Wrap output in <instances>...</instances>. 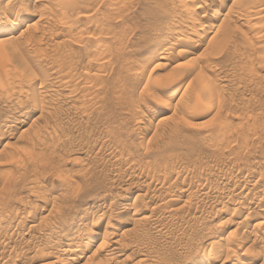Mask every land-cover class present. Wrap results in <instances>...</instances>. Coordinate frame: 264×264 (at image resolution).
Wrapping results in <instances>:
<instances>
[{"label": "rangeland", "instance_id": "obj_1", "mask_svg": "<svg viewBox=\"0 0 264 264\" xmlns=\"http://www.w3.org/2000/svg\"><path fill=\"white\" fill-rule=\"evenodd\" d=\"M12 1L0 0V264H63L82 247L77 264H264V0H239L246 21L195 8L214 24L193 55L202 70L177 65L184 45L163 54L192 30L182 0ZM92 33L121 50L102 58ZM69 70L81 79L65 84ZM134 202L148 220L119 212ZM112 239L127 246L118 256Z\"/></svg>", "mask_w": 264, "mask_h": 264}, {"label": "bare ground", "instance_id": "obj_2", "mask_svg": "<svg viewBox=\"0 0 264 264\" xmlns=\"http://www.w3.org/2000/svg\"><path fill=\"white\" fill-rule=\"evenodd\" d=\"M10 1H12V0H10ZM53 1H54V2H55L60 8H63L65 11L71 10V12H73L72 10L74 9V6H75V0H70V1H67V0H53ZM93 1H94V0H93ZM171 1H172V0H171ZM229 1H230V0H215V1H214V0H203V1H200V2H201V5H200V4H197V3L195 4V3H193V2H187V1H185V0H182V2L180 1V2L182 3V5H180V6L183 7V12H184V15H183V16H184V17H183L184 20H183V19H182V20H183L184 23L186 24V25H184V26H187V24H188V25H191V26H189V27H190V29H192V30H189V32H188V33H190L189 35H187V34H180V36L176 37L175 40H173V43H171L170 45L168 44L169 47L167 46V48L165 49V51L163 52V54L166 53V51H167L169 48H170V49H171V47L173 48L174 45H177V44H178L179 47L182 46V45H184V46L180 47V49L178 48V49H179V50H178V54H179V55H178V58H183V59H182L181 61H179V62L177 63V65H178L179 67H186V65H188L190 68L197 69L196 65L198 66L199 64H197V63H198L197 61H196L197 63H196L195 61L192 63V61L196 59V58L193 59V57H195V56H193V55L195 54L196 49H198V47H200L201 42L204 41V38L207 37L206 34L212 32L210 28H211L212 26H214V24H213V22L211 21V18H210L209 16H206V14H203V15L201 14V15H200L199 19L202 18V19H203L202 21H195V18H194V16H193V14H194V10H195V8H196V9H199V10H203V9H204L203 7H205L208 3L211 2V11H212V14H211V15H212L213 18H216L219 14L223 13V11L226 10V11L224 12V13H225L224 15L227 16L228 18H229V16H230V17L232 16V18H235V17H236V19H237V18H238V19H241V18L243 17V14H245V13H244V12H243V14L241 13V10H240V7H241V6H240L239 4H243V3L239 2V0H231V2L228 4ZM261 1H262V0L259 1V2H260L259 6L261 5V7H262L263 5H262ZM7 2H8V3H6V4L4 5L5 8H8L10 5L12 6V4H10L9 1H7ZM12 2H13V5H14V4H15V1H12ZM175 2H176V1H174V3H175ZM177 2H178V1H177ZM259 2H257V3H259ZM172 3H173V2H172ZM174 3H173V4H174ZM238 3H239V4H238ZM176 4H177V3H176ZM26 5H27V4H26ZM14 6H15V5H14ZM14 6H13V7H14ZM23 6H24V5H23ZM27 6H28V5H27ZM27 6H25V7H21L20 10H19V13H18V14H20V15H21V14H24V12L27 10V9H26ZM255 7H256V5H255ZM255 7H254V8H255ZM248 8H249V7H248ZM252 8H253V7H252ZM262 8H263V7H262ZM262 8L259 7V8H257V9H258V11H261V10L264 11V9H262ZM3 9H4V8H3ZM49 9H50V8H49ZM15 10H17V9L15 8ZM238 10L240 11V13H239ZM252 10H253V9H252ZM12 11H13V9H11V13H12ZM258 11H257V12H258ZM4 12H5V11H4ZM16 12H17V11H16ZM252 12H253V11H252ZM257 12H253V13H254V14H255V13L257 14ZM7 13H8V12H7ZM13 13H14V12H13ZM246 13H247V12H246ZM253 13H252V15H253ZM16 14H17V13H16ZM82 14H83V13H82ZM239 14H242V15H240L241 18L239 17ZM250 14H251V13H250ZM250 14H248L247 16H249ZM256 14H255V15H256ZM11 15H12V14H11ZM252 15H250V17H252ZM7 16H8V15H7ZM66 16H67V15H66ZM66 16H65V17H66ZM71 16H72V15H71ZM84 16H85V15H84ZM104 16H105V15H104ZM244 16H245V15H244ZM247 16H245L246 19L248 18ZM8 17H9V16H8ZM30 17L33 18L34 15H31ZM30 17H29V18H30ZM62 17H63V16H62ZM62 17H61V18H62ZM65 17H63V18H65ZM227 17H226V18H227ZM40 18H43V17H40ZM46 18H47V17H46ZM48 18H49V17H48ZM59 19H60V18H59ZM95 19H97V18H95ZM98 19H99V18H98ZM110 19H111V17H109V16H105L104 21L101 20V24H100V26H102V27L100 28V31H99V32L103 33L104 30L107 32V29H108L109 26H110V25H109V24H110ZM238 19H237V20H238ZM60 20H61V19H60ZM62 20H63V19H62ZM67 20H68V19H67ZM242 20H245V19L242 18ZM102 21L105 23V26H106V25H108V26H107V27H104V23H102ZM183 21H182V22H183ZM203 21H204V22H205V21L207 22V24H208V28H206V29H202V26H204V25L206 24V23L204 24ZM245 21H246V20H245ZM248 21H249V20H248ZM94 22H95V21H94ZM63 23H64V22H62V26H63ZM65 23H66V24L68 23L69 27H71L72 29H74V28H73V27H74V24H73V22H71V20H68V21H66ZM97 23H100V20H98ZM66 24H65V25H66ZM98 25H99V24H98ZM4 26L6 27V22H1V23H0V27H1V28H5ZM86 26H87V25H85V27H84L85 29H86ZM88 26H89V25H88ZM69 27H68V28H69ZM191 27H192V28H191ZM209 27H210V28H209ZM88 28H89V27H88ZM88 28H87V29H88ZM87 29H86V30H87ZM181 29H182V28H181ZM181 29H180V30H181ZM184 29H185V28H184ZM83 30H84V29H83ZM83 30H81V31L83 32ZM88 30H90V29H88ZM108 30L111 31L110 29H108ZM186 30H187V28H186ZM0 31H1V30H0ZM48 31H49V33H50V32H51V33L48 34V35L46 34V35H47V36L52 35V30H48ZM67 31H70V28H69V30L67 29ZM67 31H66V32H67ZM84 31H85V30H84ZM109 31H108V32H109ZM182 31L185 32V30H182ZM190 31H191V32H190ZM199 31H201V32H199ZM6 32H7V31H6ZM6 32H5V33H6ZM56 32H57V31H56ZM56 32H53V33H54L56 36H57V33H58V36H60V33H59V32L56 33ZM70 32H71V31H70ZM70 32H68V33L70 34ZM86 32H87V31H86ZM86 32H83V34L86 33ZM108 32H107V33H108ZM178 32H179V31H178ZM184 32H183V33H184ZM7 33H8V32H7ZM45 33H48V32L43 31L42 34H41V38H42L43 34L45 35ZM62 33H63V32H61V34H62ZM68 33L65 34V35H69ZM88 33H89V32H88ZM88 33H87V34H88ZM93 33H94V32H93ZM93 33H92L93 36L91 37V38H92L91 41L95 42V43H94L95 45H96L98 42H99V45H100V43H104V45H105V46H104L105 49H101V48H100V47L103 46V45H100V46L98 45L99 48H100V50H101V51H99V52L102 53V54H100L101 57L103 56V57L105 58V54H107V56L110 55L111 52H112V50H113V48H114V49H117L116 51H120V50H121V49L119 48V44H117V42H118L119 40H118L116 43H114L115 45L113 46V45L109 44V41H107V40H109V39L105 40V37H104V39H101V38H99V37L94 36L95 33H94V34H93ZM104 33H105V32H104ZM107 33H105V34H107ZM176 33H177V32H176ZM186 33H187V31H186ZM225 33H226V32H225ZM19 34H21V33H19ZM172 34H174V33H172ZM70 35H71V34H70ZM89 35H90V34H89ZM95 35H97V34H95ZM177 35H178V34H177ZM177 35H176V36H177ZM186 35H187V36H186ZM61 36H62V35H61ZM103 36H104V34H103ZM105 36H106V35H105ZM113 36H114V35H113ZM115 36H116V35H115ZM174 36H175V35H174ZM16 37L19 38V39L21 38L22 40L24 39L23 36H22V34H21V35H18V34H17ZM16 37H15V38H16ZM65 37H66V36H65ZM107 37L110 38L111 36L109 37V35L107 34ZM44 38H46V37H44ZM82 38H84V37H82ZM82 38H81V39H79V38H78V39L75 38V39L80 40V43H81V42H83ZM7 39H8V38H7ZM7 39H6V41H5L6 43L9 42V40H10V39H8V40H7ZM13 39H14V38H13ZM13 39H11V40H13ZM35 39H36L35 37H34V39L32 38V42H33V40H35ZM100 39H101V40H100ZM113 39H115V38L113 37ZM113 39H112V41H113ZM173 39H174V38H173ZM3 40H4V39H3ZM11 40H10L9 44L12 43ZM15 40H16V39H15ZM17 40H18V39H17ZM36 40H38V42H35L36 44L39 43V41H42V42H45V41H46V40L43 41L42 39H39V38H37ZM36 40H35V41H36ZM57 40H58V39H57ZM57 40H55V41H57ZM62 40H63V39H62ZM77 40H76V41H77ZM102 40H104V41H102ZM115 40H116V39H115ZM115 40H114V41H115ZM210 40H211V39H209V41H210ZM1 41H2V39H0V43H1ZM23 41H24V40H23ZM55 41H54V42H55ZM58 41H59V40H58ZM114 41H113V42H114ZM2 42H3V41H2ZM15 42H16V41H15ZM20 42H21V41H20ZM29 42H30V41H29ZM29 42H28V44H29ZM32 42H31V43H32ZM77 42H78V41H77ZM110 42H111V41H110ZM13 43H14V42H13ZM13 43H12V44H13ZM24 43H25V42H24ZM40 43H41V42H40ZM182 43H184V44H182ZM12 44H10V45H12ZM36 44H35V46H36ZM41 44H42V43H41ZM44 44H46V43H43V45H44ZM62 44H63V43H62ZM64 44H65V43H64ZM81 44H82V43H81ZM38 45H40V44H38ZM53 45H54V44H53ZM59 45H60V41L58 42V45L55 46V48H57V46H59ZM65 45H66V44H65ZM68 45H69V44H68ZM82 45H83V44H82ZM28 46H29V45H28ZM41 46H42V45H41ZM62 46H63V45H62ZM98 46H97V47H98ZM120 46H121V44H120ZM29 47H30V46H29ZM38 47H40V46H38ZM38 47H37V48H38ZM43 47H44V46H42L41 48H43ZM63 47H64V46H63ZM63 47H58V48H63ZM67 47H69V46H67ZM85 47H86V46H84V48H85ZM92 47H94V45H93ZM26 48H27V47H26ZM41 48H40V49H41ZM44 48H45V47H44ZM44 48H43V49H44ZM69 48H70L71 50L74 49L73 47H69ZM84 48H83V49H84ZM95 48H96V47H95ZM67 49H68V48H67ZM88 49H89V48H88ZM97 49H98V48H97ZM9 50H10V49L7 50V48L4 47L3 45H2V46L0 45V63H3L5 60H8V59H9V55H8V54H9ZM61 50H62V49H61ZM86 50H87V48L84 49V51H86ZM90 50L93 51V49H90ZM98 50H99V49H98ZM59 51H60V49H59ZM59 51H58V52H59ZM64 51H65V48L63 49V52H64ZM87 51H88V50H87ZM60 52H62V51H60ZM63 52H62V53H63ZM67 52H68V50H67ZM77 52H79V51H77ZM77 52H76V53H77ZM99 52H98V53H99ZM68 53H69V52H68ZM91 53H92V52H91ZM98 53H97L96 55H99ZM60 54H61V53H60ZM63 54H66V53H63ZM63 54H61V56H62ZM69 54H70V53H69ZM74 54H75V53H74ZM74 54L71 55V58H72V56H74ZM89 54H90V53H89ZM92 54L95 55V51H94V53H92ZM114 54H116V53H114ZM94 55H91L92 58H91V56H89V57H90L91 59H93V56H94ZM66 56H67V55H65V59H66ZM21 57H22V56H21ZM63 57H64V56H63ZM76 57H77V59H78V56H76ZM96 57H97V56H96ZM101 57H98V59H100ZM103 57H102V58H103ZM57 58H58V57H57ZM60 58H61V57H60ZM67 58H69V57H67ZM71 58H69V61H68V62L74 61V60H72ZM90 58H87L86 60H90V61H91ZM94 58H95V56H94ZM102 58H101V59H102ZM157 58H158L159 60H162L163 58H165V55H160V56L157 57ZM21 59H22V58H21ZM70 59H71V60H70ZM73 59H75V58H73ZM77 59H76V60H77ZM95 59L98 60L97 58H95ZM101 59L98 60V62H100ZM76 60H75L74 62H76ZM96 60H95V61H96ZM104 60H106V59H104ZM196 60H197V59H196ZM13 61H14V62L18 61V57H17V60H13ZM19 61H20V58H19ZM58 61H60V60L57 59V62H58ZM61 61H62V60H61ZM61 61H60L59 63H62L64 60H63L62 62H61ZM93 61H94V60H93ZM206 61H207V60H206ZM64 62H65V61H64ZM68 62H67V63H64V64H69ZM96 62H97V61H96ZM105 62H106V61H105ZM4 63H5V62H4ZM32 63H33V61H30V64H32ZM89 63H90V62H89ZM16 64H18V63L16 62ZM21 64H22V62H21ZM28 64H29V63H28ZM30 64L27 65V66H31ZM70 64H74V63L71 62ZM91 64H92V62H91ZM105 64H107V63H105ZM105 64H104V63H103V64L101 63V65H100V64H97V65L102 66V65H105ZM160 64H161L160 61H157V62H156V65L160 66ZM203 64H204V62H203ZM25 65H26V64H25ZM86 65H88V64H85L84 66H86ZM93 65H94V64H93ZM95 65H96V64H95ZM97 65H96V66H97ZM204 65H205V64H204ZM16 66H17V65H16ZM70 66H71V65H70ZM70 66H69V67H70ZM84 66H83V67L81 66V67L84 68ZM99 66H98L96 69L94 68L95 66H93V68H94L95 70H99ZM205 66H206V65H205ZM205 66L203 67V66L200 65V67L198 66V68H199V70H202V69L206 68ZM31 67H32V66H31ZM31 67H30V68H31ZM86 67H87V66H86ZM86 67H85V69L88 70V68H86ZM88 67H89V65H88ZM91 67H92V66H91ZM202 67H203V68H202ZM28 68H29V67H28ZM30 68H29V69H30ZM70 68H71V67H70ZM70 68H66V69L68 70V69H70ZM82 68H80V69H82ZM89 68H90V67H89ZM93 68H92V69H93ZM211 68H212V67H211ZM1 69H2V68H1ZM3 69H6V67H4ZM3 69H2V70H3ZM8 69H9V68H8ZM31 69H32V68H31ZM71 69H73V68H71ZM94 69H93V70H94ZM101 69H102V67H101ZM2 70H1V71H2ZM6 70H7V69H6ZM6 70H5V71H6ZM67 70H66V71H67ZM89 70H90V69H89ZM89 70H88V72H89ZM210 70H213V69H210ZM71 71H72V70H69L68 72L71 74ZM3 72H4V71H3ZM6 72H8V71H6ZM6 72H4L5 75H4V73L2 74V75H4L5 77H7V75H6L7 73H6ZM68 72H67V73H68ZM88 72H87V74H88ZM92 72H93V71H92ZM1 73H2V72H1ZM69 73H68V74H69ZM77 73H78V72L76 71V75H74L76 78H75L72 74H71L72 76H71L70 74H69L70 76L67 75V77H71V78H67L64 74H63V75H64L66 78H65L63 75H61V76L65 78V81H66L67 79H69V81H70V79L72 80V78H74V79H78V80H79V79H81V78H77V77H80L81 75L77 76ZM82 73L84 74L83 71H82ZM90 73H91V72H90ZM93 73H94V72H93ZM78 74H79V73H78ZM80 74H81V73H80ZM91 74H92V73H91ZM95 74H97V73H95ZM8 75H9V74H8ZM0 76H1V75H0ZM93 76H94V75H93ZM183 76H184V75H183ZM84 77H85V74H84ZM94 77H96V76H94ZM85 78L87 79V81L90 80V79H89L90 77L87 78V75H86ZM96 78H97V77H96ZM99 78H100L99 80H101V76H99ZM74 79H73V80H74ZM86 79H85V81H86ZM63 80H64V79H63ZM73 80H72V82H73ZM78 80H76V82H77ZM91 80H92V79H91ZM96 80H98V79H96ZM99 80H98V81H99ZM67 81H68V80H67ZM67 81H66L65 84H67ZM87 81H86V82H87ZM74 82H75V81H74ZM74 82H73V84H74ZM80 82H82V81L80 80ZM88 82L90 83V81H88ZM88 82H87V83H88ZM96 82H97V81H96ZM99 82H100V81H99ZM101 82H102V81H101ZM204 82H205V81H204ZM69 83H70V82H69ZM83 83H84V82H83ZM89 83H88V85H90ZM94 83H95V81H94ZM94 83L92 84V86H94V85L96 86V85H97V83H96V84H94ZM70 84H71V83H70ZM85 84H86V83H85ZM85 84H84V85H85ZM98 84H99V83H98ZM82 85H83V84H82ZM78 86L80 87V85H78ZM92 86H91L90 88H93ZM67 87L69 88L68 85H67ZM72 87H73V86H72ZM76 87H77V86H76ZM84 87L86 88L87 86L85 85ZM84 87H83V88H84ZM96 87H97V86H96ZM88 88H89V87H88ZM8 89H10V88H8ZM21 89H22V88H21ZM44 89H45V88H44ZM14 90H15V89H14ZM11 91H12V90L10 89V93H12ZM15 91H16V93H17V90H15ZM15 91H14V92H15ZM19 91H21V90H19ZM41 91L44 92V90H42V89H41ZM45 92H46V91H45ZM49 92H50V91H49ZM12 94H13V93H12ZM27 94H28V93H27ZM40 94H41V93H40ZM42 94H43V93H42ZM51 95H52V93H51ZM51 95H50V96H51ZM45 96H46V95H44V97H45ZM47 96H48V95H47ZM47 96H46V97H47ZM50 96H48V97H50ZM52 96H53V98H55L56 95L53 94ZM42 97H43V96H42ZM53 98H49V99H53ZM53 100H54V99H53ZM50 101H52V100H50ZM204 102H205V101H204ZM19 107H20V106H19ZM8 117H9V116H8ZM3 119H4V118H3ZM5 119H6V118H5ZM10 119H11V118H10ZM1 120H2V119H1ZM5 121H6V120H5ZM5 121H4V122H5ZM8 121H9V120H8ZM2 122H3V121H2ZM13 122H14V121H13ZM15 122H16V121H15ZM5 123H6V122H5ZM8 123H9V122H8ZM9 124H10V123H9ZM9 124H8V125H9ZM19 124H20V123H19ZM0 135H1V134H0ZM3 135H4V134H3ZM3 135L0 136V141L3 139V137H4ZM0 195H1V194H0ZM260 201H261V200H260ZM229 203H230L229 206H233V207L235 208V207L238 206L239 201H238V203H237V202L234 201V200H233V201L230 200ZM138 206H139V205L135 204V202H134V203H131V205H129V206H125V205L122 204V205L120 206V211H119V212H121L122 214H123V212H131V215L137 216L138 219H140V220H142V219H144V220H148V219H147L148 216H147V215H144V214H141V210H140V208H139ZM244 206H245V205H244ZM245 208H246V207H245ZM22 211H23V210H22ZM96 212H97V211H96ZM100 212H102V209H98V212H97V216H98V218H97V219H99V215L102 217V215H101ZM233 212H234V211H233ZM17 213H18V211H17ZM19 213H22V212H19ZM99 213H100V214H99ZM104 214H105V213H104ZM124 214H125V213H124ZM128 214H129V213H128ZM20 215L23 217L22 214H20ZM24 215H25V214H24ZM17 216H19V215H17ZM150 216H151V215H150ZM22 217H21V218H22ZM247 217H248V216H247ZM126 218H127V217H126ZM230 218H231V217H230ZM100 219H101V218H100ZM100 219H99V220H100ZM244 219H245V218H244ZM99 220H97V221H99ZM149 220H150V219H149ZM24 221H25V220H24ZM97 221H96V223H97ZM21 222H22V221H21ZM99 222H100V221H99ZM239 222H240V221H239ZM107 223H108V222H107ZM107 223H105V224H107ZM240 223H241V222H240ZM23 224H25V223L23 222ZM6 225H7V224H6ZM29 225L31 226L32 223L29 224ZM29 225H27V226L29 227ZM35 225L37 226V225H39V224H35ZM35 225L33 224L34 227H36ZM109 225H110V224H109ZM4 226H5V225H4ZM8 226H9V225H8ZM27 226H26V227H27ZM33 226H31L32 229H33ZM106 226H107V225H106ZM28 227H27V228H28ZM6 228H8V227H6ZM6 228H5V230H7ZM29 228H30V227H29ZM37 228H40V227H37ZM37 228H36V229H37ZM3 229H4V228H3ZM32 229L30 228V230H32ZM34 229H35V228H34ZM36 229H35V230H36ZM40 229H41V228H40ZM48 229H49V227H48ZM26 230H29V229H26ZM30 230H29V231H30ZM38 230H39V229H38ZM41 230H42V229H41ZM43 230H45V229H43ZM103 230H104V229H103ZM107 230H108V227H107ZM32 231H33V230H32ZM105 231H106V230H105ZM38 232H39V231H38ZM40 232H42V231H40ZM40 232H39V233H40ZM46 233H47V232H46ZM46 233H44V234H46ZM106 233H107V232H106ZM112 233H113V232H112ZM112 233H109V232H108L107 234H112ZM29 234H30V233H29ZM50 235H52V234H50ZM37 236H38V235H37ZM39 236H40V235H39ZM91 236H92V237H95V232H94ZM104 236H105V235H104ZM47 237H48V235H47ZM105 237H106V236H105ZM118 237H119V236H118ZM35 238H36V237H35ZM38 238H39V237H38ZM38 238H37V239H38ZM42 238H44V236H43ZM45 238H46V237H45ZM45 238H44V239H45ZM108 238H110V237H108ZM46 239H47V238H46ZM48 239H49V237H48ZM48 239H47V240H48ZM120 239H121V238H119L118 241H119ZM112 240H113V239H112ZM260 240H261V243H262V242H263L262 239H260ZM43 241H44V240H43ZM45 241H46V240H45ZM49 241H50V239H49ZM118 241L114 239V240L112 241L114 245H111V246H112L111 249H115V250L117 251V253H116L117 255H116V256H118V255L120 254L119 251H123V249H124L125 247H127V246H125V244H124V246H125V247H124L123 245H121L122 243L120 244V242H118ZM46 242L48 243V241H46ZM104 242H106V241H103L102 246L104 245ZM5 243H7V242H4V244H5ZM8 243H9V242H8ZM8 243H7V244H8ZM79 243H81V242H79ZM127 243H128V242H127ZM263 243H264V242H263ZM7 244H6V245H7ZM81 244H83V243H81ZM105 244H106V243H105ZM128 244H129V243H128ZM56 245H57V244H56ZM84 245H85V244H84ZM100 245H101V243H100ZM2 246H3V245H2ZM78 246H79V245H78ZM78 246H77V247H78ZM81 246H83V245H81ZM8 247H9V245H8ZM70 247H71V246H70ZM53 248H54V247H53ZM82 248H84V247H82ZM82 248H81V251H82V253H83L84 249L82 250ZM63 249H64V248H61L60 246H58L57 248L54 249V250H55L54 253H55V254H60V253L63 254V253L66 252V251H64ZM67 249H68V248H66V250H67ZM79 249H80V246H79ZM73 250H75V249H73ZM73 250H72V253L68 254V255L65 257L63 264H77V263H78V261L80 260V257H81V254H82V253H81L80 250L77 251V250H78L77 248H76V252H74ZM77 252H78V253H77ZM54 253H53V254H54ZM140 253H141V252H140ZM213 253H214V252H212V253H210V254H213ZM55 254H54V255H55ZM138 254H139V253H138ZM258 254H259V252L256 253V251H255V253H253L252 256H251V260H250V261H252V260L255 261V259H257V258L259 257ZM136 255H137V254H136ZM202 255H203V256H202V257H203V259H202V261H203L202 263H203V264H213V263H214V262H213V261H215V260H213V257H214V256H211V255H209V254H208V256H207V255H204V254H202ZM52 256H53V255H52ZM82 256H83V255H82ZM12 257H13V256H11V258H12ZM215 258H216V256H215ZM16 259H17V258H16ZM239 262H240V261H239ZM199 264H200V263H199Z\"/></svg>", "mask_w": 264, "mask_h": 264}]
</instances>
